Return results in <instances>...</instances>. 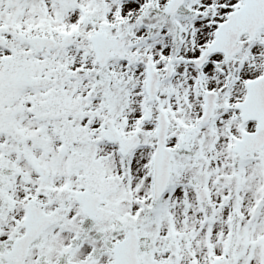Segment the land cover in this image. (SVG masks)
Masks as SVG:
<instances>
[{"label": "snow or ice", "instance_id": "obj_1", "mask_svg": "<svg viewBox=\"0 0 264 264\" xmlns=\"http://www.w3.org/2000/svg\"><path fill=\"white\" fill-rule=\"evenodd\" d=\"M0 264H264V0H0Z\"/></svg>", "mask_w": 264, "mask_h": 264}]
</instances>
